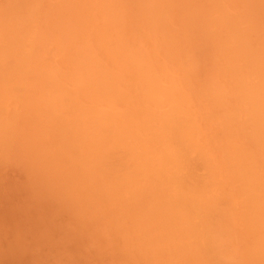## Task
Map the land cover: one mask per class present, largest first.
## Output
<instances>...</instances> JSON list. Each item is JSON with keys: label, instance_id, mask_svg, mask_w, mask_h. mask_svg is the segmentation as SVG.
Instances as JSON below:
<instances>
[{"label": "rangeland", "instance_id": "rangeland-1", "mask_svg": "<svg viewBox=\"0 0 264 264\" xmlns=\"http://www.w3.org/2000/svg\"><path fill=\"white\" fill-rule=\"evenodd\" d=\"M37 1L38 0H0V19L3 20L0 21V56L4 57L3 53L6 50L12 49L13 52L16 51L12 56H10L9 61L7 60L8 56L4 60L2 59L3 57H1L2 60L0 59V61H4V64L10 66L12 64L11 61L14 60L13 66L17 65V67L15 66L16 68H10L11 70H18L16 73H14L18 74V76L24 72L25 60L30 61L31 64L35 65L39 63L44 64L45 66H47L44 69V73L47 71H52L56 75L57 84L61 86V89L63 91L62 95H67H65L66 98H64V96L63 98L65 100L67 99L69 103L66 105L65 109L59 110L57 108L56 112L54 109H49V107L36 108L35 102L31 107L30 103L32 102V100L37 99V97L35 98L33 96L35 93H31V95L29 96L30 98H26L27 94H22V97L20 99L14 97L15 99L7 98L5 101H0V109L3 108L2 110H0V122L2 123L0 128V144L3 145L6 156L10 150L16 149L15 168L11 170L9 169L7 159L0 161V189L22 185L27 180L29 172L35 170L37 166L41 167L39 163L44 164L46 162L45 164L46 166H49L50 170L48 172V170L46 171L47 168L45 169L42 166L44 169H40L41 172L43 171V175L45 172L47 173V175L45 173L44 176L47 177L49 181L51 179V181L56 180V182H50L54 187L60 190V193L62 192V195L72 206L78 208L84 213L86 217V232L94 234L95 236L99 237L105 244L111 245L110 252L103 257L94 258L91 260L81 259L79 260V264H159L158 261L156 262L155 259L153 260L151 258L155 255L156 247L159 246L157 238H169L171 236L166 233H164V235H161L163 231L158 224L160 223V220L157 218L158 213L153 211L152 205H145L147 200H151V197L148 195L150 190H144L143 187L139 188L138 193L132 195V198L136 197V199H134L133 201H129V199L127 200L126 194L122 193V189L120 188L121 185L118 184H121V182L124 180L125 182L123 181V184L126 185L128 181H130V178H134L133 180L138 182L137 180H135V178L141 175L138 171L143 169L145 170L143 171V173L145 174V176H147V179H151L150 182L164 186L162 180L163 178H165L164 176L169 167H164V169L163 167H160L159 163L162 157V150L169 151V148L167 145L168 140L165 139L164 136H162L163 139L161 138L160 130L163 127L167 126V124L164 122L159 125L157 122H155V117L157 116L155 115V113L160 112V110L162 109L163 113L168 110L171 111L170 108H173L175 106L177 107V105L180 103L178 106L179 108L175 107L177 110H174L175 108H173L174 114L176 115L175 118H173L174 114H172L171 111L170 113L172 115L169 116V120H177L178 123L173 126L172 130L178 125V129L176 130V132L180 130V128H183L180 131L183 132L187 139L185 138V136H181L182 139L185 140L183 141L180 139L181 137L179 138L178 134L175 133L177 134V136L176 139H172V143L174 144L175 148H177V146L181 148L182 156L186 160L185 164H188L187 162H190V160L194 161L193 163L192 161L190 162L194 165H188H190V167H195L192 168H194V173H197L196 175L198 176L193 175L192 168H189L187 166H178L180 169L179 176L189 184L194 180V177L196 179L199 178L203 180L204 178H211V184L213 185L210 184L211 187L208 192L212 190L214 196H217L214 197V199L218 210H220L219 208H221V210L223 211L224 215L222 214V220L224 219L225 221L224 223L222 222L223 224L221 223L220 228L222 229H220L219 231L224 230L226 234L222 232L223 234L219 233L218 236L222 235L223 238H226L229 234V228H232L231 222L233 223L235 219H238L241 223H245L244 221L247 220V222L249 223V220L247 218L249 216V213H243V215L241 214L242 217H240V210L245 212V210L242 209L243 207H240V202L244 203V199L247 197L246 193L244 192V184L242 183V179H244L245 177L249 182H254V180L255 182H257L256 180L260 181L261 179L264 180V146L256 144L254 142L256 140L253 141L252 139L250 140L247 137V135L249 134L247 128L248 120L245 119V117L242 119L236 117L237 114H239L237 113L238 109L236 106H238L237 101L240 95H242L247 89H254L257 86L260 90L258 92L259 99H264V12H262L264 11V7H260L259 9H257L256 14L251 18L243 15L244 9L242 10L238 6L239 0H223V2H221L222 0H168L170 2L169 4L166 0V4L163 6L164 8L158 11L156 10V7L151 6V3H149L150 0H78L79 2L77 0ZM227 3H230V5H227ZM72 6L74 7V9ZM109 10L113 11V14L110 16L112 19L110 26L107 21ZM220 10H223L226 16L230 19L228 20V24H232V22L234 21L235 27L237 25L239 26L238 35H240L237 36L239 37L240 50L238 51V53L234 50V41L232 40V42L231 39L227 38L226 32L223 31V27L220 26L218 28L216 27V25H212V22L215 21V17L218 15ZM161 12H166L163 17V14ZM160 17H162L165 21H163ZM251 19H253V21ZM42 20L45 24L42 22ZM231 24H229V26H231ZM9 31L11 32V34ZM15 31L17 32L15 33ZM12 33L15 36H13ZM103 35L104 37L102 38ZM15 40H17V42H15ZM9 41L12 43L14 42L16 45L14 43H9ZM155 41L159 43L157 44ZM6 42L9 44V46H7L8 44ZM24 43H26L28 46ZM38 44L41 45L39 46ZM41 47V50L38 49ZM182 50L185 53L182 52ZM33 56L34 58H32ZM136 57L138 59H136ZM185 57L187 58L185 59ZM247 57H250L252 61H247ZM116 61L123 67H134L136 65L141 66L143 69H146L150 72L154 71L155 69L154 72H156L157 74L152 72L149 77L145 76V80L143 82L142 76L134 75V71H129V75L122 72L121 67ZM130 63L132 65H129ZM74 68H76L77 70ZM151 68H153L152 71ZM258 69L260 70L258 71ZM1 70L3 69L0 68V76L2 73L3 75L5 74L4 72H1ZM7 70L9 71L10 69ZM11 70L10 72H12ZM87 71H93L95 73V80L93 79V82L92 80L83 79L84 75L87 74ZM7 73L9 72L6 71V77L9 78ZM161 73L163 75H161ZM108 76L112 77V84L104 85L103 82L105 81V78H108ZM19 78L23 80L22 86L25 87L28 81L22 79L21 76H19ZM3 79H5L6 81L5 76L4 78L2 76L0 77V84H3L2 86L5 85ZM199 80H201V82L203 83H201ZM40 81L39 83L44 88V92L41 96L44 97V101H47L48 96L50 95V91L46 90V88L48 87V83L43 79H41ZM36 83L37 82L29 81L30 86ZM176 83H178V85ZM261 83H263L262 88ZM187 85L190 88H187ZM34 87L36 86L34 85ZM110 88H112V90H109ZM178 90L180 93H178ZM153 94L154 96L152 97ZM171 94L173 96L177 95L178 98L177 96H175L177 100L180 99L177 104L176 99H174L173 101L174 97L172 98V96H170ZM20 96V94L17 95V97ZM105 96H108V100L105 99ZM67 97H69L71 100H69ZM152 99L158 104L157 107L152 105ZM14 100L16 103L13 102ZM90 100H92V102ZM172 101L174 102V105L176 104L175 106L172 105ZM167 102L170 103L168 104ZM27 103L29 104L26 105ZM214 105L216 108L214 107ZM17 107H19V110ZM11 108L12 110H10ZM181 112L183 113L182 115ZM222 112L234 113V117L236 118L234 119L235 121L233 120L234 122L232 123L231 119L226 121L225 117L232 116V114L227 113V115L226 113L222 114ZM149 114L154 118L151 117L150 119ZM210 114L211 116H209ZM98 116L105 119L109 118L106 120L112 121V125L110 124V126L108 125L110 122H106V126H104L102 130H98V132L97 129L95 130L94 128V122L97 121ZM190 116H192L193 118ZM2 118H5L6 120H3ZM79 119L82 120L79 121ZM238 119L240 120L238 121ZM31 120L35 121L32 122ZM77 120L79 123L77 122ZM6 122H9V124H7ZM57 124H62V128L58 127ZM74 124L75 126L73 127L72 125ZM115 124H119L120 126L117 125V127L114 128ZM122 124L124 126H122ZM233 125H236L235 127H238L236 128L237 130ZM118 129H120L121 131ZM124 130L125 132H127V134L124 132ZM53 131H61L62 135L65 136L66 144L62 146L67 152H69L65 155H68L70 157L75 149V153L73 154V158L75 159L70 157L74 160H72L75 163V166L73 164L74 167L72 166L70 169L66 168L70 164L71 159L65 155L64 157H62L64 152L56 155L55 150H53L55 148H60L56 140L54 141L53 137L49 135ZM64 131L65 133H63ZM246 131L247 135L245 133ZM47 132L49 134H47ZM73 132L76 134V137L74 136L75 138L71 136L75 135L73 134ZM90 132L92 133L89 134ZM100 134L104 135L102 136ZM164 134L169 136L167 131H164ZM171 134L172 137H174V131ZM183 134L181 133V135ZM49 137L52 139L50 140ZM111 137L116 138L113 139V141ZM87 138H89V140ZM146 138H148V142ZM177 138L179 142L176 144ZM96 140L100 142H97ZM180 140L183 145L180 143ZM124 141L126 142V144ZM44 142L47 143L44 144ZM108 142L110 143V145L108 144ZM189 142L193 143L191 148ZM74 143H76V145ZM41 144L43 145V147H40ZM82 144L88 146L96 144L99 148L101 147V152H105L102 161L100 160V163L98 164V169H84L82 167V163L79 161V148ZM70 145L75 146V148H72ZM117 147L120 148V151L122 152H120ZM109 148L110 150H108ZM194 148L196 151L193 150ZM51 149L53 152L51 151ZM124 150L126 151V153H128L124 154L126 157L123 159L122 157H124ZM117 152L119 153V156ZM185 152H187L188 154V156H186L187 159L185 158ZM116 154L120 159H123L122 161L124 162L117 160L118 157L116 156ZM120 154H122V156H120ZM140 154L143 156V166L141 165L140 168L137 167L136 169L135 165H138L137 161ZM151 156L153 159L150 158ZM37 157L39 158V160ZM55 157L56 159L53 160V158ZM110 157L112 159H110ZM156 157L159 158L156 159ZM60 158H63V161H61ZM202 158L206 162L201 161ZM113 159H115V161ZM194 159L196 160V162ZM55 160H57L56 163ZM235 160L237 162H235ZM117 161H120L119 163L121 164L114 163ZM231 161L235 163L233 164ZM197 162L200 163V165ZM54 163L56 164L55 166H53ZM133 163L135 165H133ZM196 163L199 166L198 169L195 166ZM203 163L205 166L203 165ZM227 163H229L230 166ZM212 164L214 167L212 166ZM155 165L156 167H154ZM60 167L65 168V170L62 172L63 169L61 170ZM116 167H120L121 170L117 171L118 168ZM255 170L258 171L256 172ZM58 173H60L61 175ZM189 174L193 175L194 177L190 178L191 176H188ZM54 175L56 176L54 177ZM56 177H58L59 179H55ZM183 180H181L180 182L182 183ZM187 180H189L190 182ZM114 183L118 186V188ZM111 184L113 185L111 186ZM87 185L90 188L87 187ZM160 185H158V188H155L156 192L154 193V196H157L159 194L163 197L167 192H169V189H163ZM73 186L76 189H73ZM87 188L89 190H87ZM216 188L218 190H216ZM241 190L243 193H240ZM108 191L113 192L110 193ZM214 191L217 192L215 193ZM86 192L88 193L86 194ZM114 192H117V195H115ZM93 193L96 194L97 199H100L98 200V203ZM97 193L100 194L97 195ZM218 193L220 194V197L218 196ZM74 194H76L77 196ZM102 194L104 195L102 196ZM119 194H121V196H119ZM108 195H110V197ZM108 198L112 199L109 200ZM112 201L117 204V208L113 207V205L111 204ZM117 202H119L120 205H118ZM80 203L82 205H78ZM88 203L91 205H87ZM236 207H238L239 209H236ZM93 208H96L97 210H93ZM84 209L86 211H84ZM89 211H91V213H94L92 214L93 216ZM106 215H108L107 218L105 217ZM232 215L233 217H231ZM99 217H101L102 219ZM8 218L9 214L7 212L4 198L3 196H0V223H4L8 220ZM96 218H99L100 220ZM104 219L107 221H105ZM147 220L150 226L146 227L145 223L147 222ZM134 228L136 230H134ZM143 228H145L146 231ZM142 230H144V232H142ZM177 230L178 229H176L175 227H171L172 236L176 234L178 235L179 230ZM134 232L136 233L135 235H133ZM255 232L257 233V230H255L254 227H250L245 235H242V232H240L239 239H237V241L235 240L233 244H231L232 242L229 244L225 243V247L223 246L224 251L221 250L222 256L224 255V258L229 257L228 259L232 260V264L242 263L245 259V256L253 250L251 246H255V239H250V237L256 238L257 235L255 234ZM144 238L147 241H145ZM124 241L129 245L126 244L125 247ZM150 242H152V245L150 244ZM248 242H250V245L248 244ZM8 244L9 241L7 233L3 229H0V264H15L12 259ZM148 244L150 245L148 246ZM233 245H237V247H239L236 248ZM171 250H173V248L166 250L168 260L171 262V264H174L173 262H175V264H180V261L186 259V255L184 253H182L183 257L180 256V260L176 256L172 257L173 253L171 252Z\"/></svg>", "mask_w": 264, "mask_h": 264}, {"label": "bare ground", "instance_id": "bare-ground-1", "mask_svg": "<svg viewBox=\"0 0 264 264\" xmlns=\"http://www.w3.org/2000/svg\"><path fill=\"white\" fill-rule=\"evenodd\" d=\"M39 1H41V0H38L37 2H39ZM68 1V0H67ZM75 1V0H74ZM78 1V0H77ZM79 2V1H78ZM221 2H223V0L221 1ZM73 3V2H72ZM149 3H151V6L153 7H156V10L158 11V10H162L164 7V5L166 4V0H150L149 1ZM167 3L169 4L170 2L167 0ZM54 4V3H53ZM53 4H52V6H53ZM67 4V3H66ZM75 5V4H74ZM102 5H103V3H102ZM227 5H230V3H227ZM158 6V7H157ZM211 6H212V4H211ZM238 6L243 10L244 9V11H243V15L244 16H246V17H251L252 18V16L253 15H255L256 14V12H257V9H259L260 7H264V0H239V4H238ZM32 7V6H31ZM45 7V6H44ZM73 7V6H72ZM76 7V6H75ZM227 7V6H226ZM105 8H107V7H105ZM39 9V8H38ZM51 9V8H50ZM73 9H74V7H73ZM76 9V8H75ZM47 10V9H46ZM59 10V9H58ZM95 10V9H94ZM80 11V10H79ZM103 11V10H102ZM238 11V10H237ZM236 11V12H237ZM262 11V10H261ZM81 12V11H80ZM262 12H264V11H262ZM261 12V13H262ZM104 13V12H103ZM102 13V14H103ZM159 13V12H158ZM163 15H162V17L165 15V13L166 12H161ZM213 13H214V11H213ZM260 13V12H259ZM38 14V13H37ZM48 14V13H47ZM54 14V13H53ZM60 14V13H59ZM62 14V13H61ZM113 14V11L112 10H109V14L107 15V18H108V24H109V26H110V24H111V15ZM234 14H237V13H234ZM63 15V14H62ZM85 15V14H84ZM161 15V14H160ZM259 15V14H258ZM102 16V15H101ZM262 16V15H261ZM14 17V16H13ZM17 17V16H16ZM158 17V16H157ZM162 17H160V18H162ZM172 17V16H171ZM264 17V16H263ZM59 18V17H58ZM66 18V17H65ZM64 18V19H65ZM239 18V17H238ZM14 19V18H13ZM12 19V20H13ZM19 19V18H18ZM45 19H46V17H45ZM158 19V18H157ZM2 19H0V21H1ZM6 20H7V18H6ZM10 20V19H9ZM68 20V19H67ZM150 20V19H149ZM162 20L163 21H165L163 18H162ZM228 20H230L227 16H226V14L224 13V11L223 10H220L219 11V13H218V15L215 17V21H213L212 22V25L214 26V25H216V27H223V31H225L226 32V35H227V38L228 39H231V41L233 40L234 41V50L238 53V51L240 50V45H239V35H238V29H239V26L237 25L236 27H235V25H234V21L232 22V24L231 23H229V24H231V26H229V24H228ZM233 20V19H232ZM250 20V19H249ZM252 21H253V19H251ZM264 20V19H263ZM3 21V20H2ZM41 21V20H40ZM45 21V20H44ZM47 21H49V20H47ZM69 21V20H68ZM102 21V20H101ZM211 21V20H210ZM245 21H248V20H245ZM42 22H43V20H42ZM57 22H58V19H57ZM231 22V21H230ZM17 23V22H16ZM44 23V22H43ZM245 23V22H244ZM10 24V23H9ZM45 24V23H44ZM264 24V23H263ZM3 25V24H2ZM21 25V24H20ZM20 25H17V26H20ZM42 25V24H41ZM74 25H75V23H74ZM151 25V24H150ZM234 27H233V26ZM243 25V24H242ZM248 25V24H247ZM175 26V25H174ZM16 27V26H15ZM181 28V27H180ZM210 28V27H209ZM208 28V29H209ZM218 28H216V29H218ZM254 28V27H253ZM155 29V28H154ZM24 30V29H23ZM48 30V29H47ZM158 30V29H157ZM1 31V30H0ZM42 31V30H41ZM148 31V30H147ZM154 31V30H153ZM10 32V31H9ZM17 31H15V33H16ZM92 32V31H91ZM156 32V31H155ZM160 32V31H159ZM258 32V31H257ZM4 33V32H3ZM47 33V32H46ZM162 33V32H161ZM1 34V33H0ZM10 34H11V32H10ZM9 34V35H10ZM13 34V33H12ZM19 34V33H18ZM109 34H110V31H109ZM151 34V33H150ZM6 35V34H5ZM162 35V34H161ZM218 35H220V34H218ZM238 35V36H237ZM7 36V35H6ZM13 36H15L14 34H13ZM237 36V37H236ZM264 36V35H263ZM3 37V36H2ZM5 37V36H4ZM27 37H28V35H27ZM104 37V35L102 36V38ZM215 37V36H214ZM222 37V36H221ZM6 38V37H5ZM13 38V37H12ZM39 38H41V37H39ZM157 38H159V37H157ZM254 38H256V37H254ZM257 38H260V37H257ZM262 38V37H261ZM25 39H26V37H25ZM46 39V38H45ZM155 39H156V37H155ZM9 40V39H8ZM8 40H6V41H8ZM11 40V39H10ZM30 40V39H29ZM47 40V39H46ZM216 40H218V39H216ZM256 40V39H255ZM258 40V39H257ZM5 41V40H4ZM27 41V40H26ZM152 41V40H151ZM154 41V40H153ZM184 41V40H183ZM232 41V42H233ZM15 42H17V40H15ZM143 42V41H142ZM157 44L160 42V40H159V42H157V41H155ZM7 43V42H6ZM9 43H12V42H10L9 41ZM14 43V42H13ZM12 43V44H13ZM47 43V42H46ZM78 43V42H77ZM206 43H208V42H206ZM231 43V42H230ZM259 43V42H258ZM1 44V43H0ZM8 44V43H7ZM15 44V43H14ZM17 44H19V43H17ZM25 45H27L26 43H24ZM51 44V43H50ZM75 44H76V42H75ZM146 44V43H145ZM261 44V43H260ZM16 45V44H15ZM35 45H37V44H35ZM39 45V44H38ZM41 45V44H40ZM39 45V46H40ZM54 45V44H53ZM95 45V44H94ZM255 45V44H254ZM263 45H264V43H263ZM3 46V45H2ZM7 46H9V44L7 45ZM28 46V45H27ZM159 46V45H158ZM1 47V46H0ZM11 47V46H10ZM10 47H8V48H10ZM95 47V46H94ZM183 47V46H182ZM187 47V46H186ZM4 48H5V46H4ZM7 48V49H8ZM24 48V47H23ZM33 48V47H32ZM259 48V47H258ZM3 49V48H2ZM25 49V48H24ZM36 49V48H35ZM38 49H42V47L41 48H38ZM159 49V48H158ZM187 49V48H186ZM210 49V48H209ZM1 50V49H0ZM5 50H6V48H5ZM4 50V51H5ZM16 50V49H15ZM18 50V49H17ZM21 50V49H20ZM28 50V49H27ZM39 50V51H40ZM32 51V50H31ZM37 51V50H36ZM96 51V50H95ZM14 52H16V51H14ZM13 50L11 49V50H6L4 53H3V55H4V57L3 56H0V59H1V57H3L2 59L4 60L7 56H8V61H9V58H10V56H12L13 55ZM182 52H184L183 50H182ZM149 53V52H148ZM185 53V52H184ZM219 53V52H218ZM264 53V52H263ZM220 54V53H219ZM223 54V53H222ZM19 55H20V53H19ZM23 55V54H22ZM32 55V54H31ZM57 55V54H56ZM163 55V54H162ZM185 55H187V54H185ZM260 55V54H259ZM262 55V54H261ZM35 56V55H34ZM34 56L32 57V58H34ZM53 56H54V54H53ZM59 56V55H58ZM183 56V55H182ZM182 56H181V58H182ZM21 57V56H20ZM26 57V56H25ZM260 57H262V56H260ZM22 58V57H21ZM31 58V57H30ZM31 58V59H32ZM48 58H50V57H48ZM114 58V57H113ZM152 58V57H151ZM162 58V57H161ZM187 57H185V59H186ZM245 58V57H244ZM1 59V60H2ZM28 59V58H27ZM115 59V58H114ZM136 59H138L137 57H136ZM247 61H252V59L250 58V57H247ZM16 60V59H15ZM107 60H108V58H107ZM166 60V59H165ZM203 60V59H202ZM208 60V59H207ZM35 61V60H34ZM168 61H170V60H168ZM167 61V62H168ZM221 61V60H220ZM4 61H0V68L1 69H3V70H1V72H4L5 74L3 75V73L1 74V76L4 78V76H5V78H6V81H5V79H3L4 80V83H5V85L4 86H2L3 84H0V101H5L7 98H13V99H15L14 97H16V98H21L22 97V94H27V97L26 98H30L29 96L31 95V93H35L33 96L36 98L37 97V99L35 100H32V102L30 103V105H31V107L33 106V103L35 102V107L37 108V107H40V108H48L49 107V109H54L55 111H56V109L58 108L59 110L60 109H65V107H66V105L69 103L68 102V100L66 99H64V98H66L65 97V95H62V93H63V91H62V89H61V86L59 85V84H57V80H56V75L52 72V71H47V72H45L44 73V69L47 67V66H45L44 64H42V63H39V64H37V65H35V64H31V62L30 61H27V60H25V65H24V67H25V69H24V72L23 73H21V75H19V76H21V78L22 79H24L25 81H28L27 82V84H26V88L25 87H23L22 85H23V80H21L20 78H19V76H18V74H14V73H16L17 71H16V69H14V70H11V68H14L15 66L17 67V65H15V66H13V62H14V60L13 61H11V65L10 66H8L7 64H4L3 63ZM117 62V61H116ZM239 62V61H238ZM56 63V62H55ZM118 63V62H117ZM182 63V62H181ZM188 63V62H187ZM205 63V62H204ZM258 63V62H257ZM18 64V63H17ZM108 64V63H107ZM186 64V63H185ZM19 65V64H18ZM106 65V64H105ZM118 65L121 67V71L122 72H124V73H126V74H128L129 75V71H134V75H139V76H142V78H143V82H144V80H145V76L146 77H149L151 74H152V72L153 73H156V72H154L155 71V69H154V71H152V69L153 68H151V71L152 72H150V71H147L146 69H143L141 66H134V67H129V66H126V67H123V66H121L119 63H118ZM129 65H132L131 63L129 64ZM155 65V64H154ZM173 65H175V64H173ZM246 65V64H245ZM4 68H3V67ZM99 66V65H98ZM113 66H114V64H113ZM257 66H259V65H257ZM256 66V67H257ZM8 67V68H7ZM11 67V68H10ZM15 67V68H16ZM73 67V66H72ZM74 67H75V65H74ZM120 67H118V68H120ZM247 67V66H246ZM10 69L12 72H10V70L8 71L7 69ZM20 68H21V66H20ZM264 68V67H263ZM5 69V70H4ZM74 69H76V68H74ZM103 69V68H102ZM109 69V68H108ZM108 69H106V70H108ZM169 69H170V67H169ZM182 69V68H181ZM180 69V70H181ZM198 69H199V67H198ZM252 69V68H251ZM77 70V69H76ZM116 70V69H115ZM158 70V69H157ZM249 70V69H248ZM260 69H258V71H259ZM6 71L7 72H9L10 73V75H9V73H7L8 74V76H9V78L8 77H6ZM20 71V70H19ZM184 71V70H183ZM73 72V71H72ZM166 72V71H165ZM227 72H229V71H227ZM57 73V72H56ZM157 74V73H156ZM168 74V73H167ZM181 74V73H180ZM160 75V74H159ZM161 75H163L162 73H161ZM230 75V74H229ZM248 75V74H247ZM0 76V77H1ZM73 76V75H72ZM255 76H257V75H255ZM254 76V77H255ZM259 76V75H258ZM94 77H95V73L93 72V71H91V72H89V71H87V74H85L84 75V77H83V79H85V80H92V82H93V79H94ZM155 77V76H154ZM175 77V76H174ZM208 77V76H207ZM109 78V79H108ZM108 78H105V81L103 82V84L104 85H111L112 84V77H109L108 76ZM162 78V77H161ZM180 78V77H179ZM258 78V77H257ZM8 79V80H7ZM41 79H43V80H45V81H47V83H48V87L46 88V90L48 91H50L49 92V96H48V99H47V101H44L43 100V98L44 97H42L41 95L43 94V92H44V88H43V86H41V84L39 83V81L41 80ZM177 79V78H176ZM224 79V78H223ZM230 79V78H229ZM2 80V81H3ZM95 80V79H94ZM136 80V79H135ZM258 80V79H257ZM257 80H255V81H257ZM29 81H31V82H37L36 84H34L36 87H34V85H31L30 86V84H29ZM177 81V80H176ZM200 82H201V80H199ZM230 81V80H229ZM232 81V80H231ZM263 81H264V79H263ZM0 82H1V80H0ZM41 82V81H40ZM78 82V81H77ZM120 82V81H119ZM135 82H137V81H135ZM175 82V81H174ZM198 82V81H197ZM251 82V81H250ZM66 83V82H65ZM75 83V82H74ZM132 83H133V81H132ZM194 83V82H193ZM201 83H203V82H201ZM68 84V83H67ZM73 84V83H72ZM76 84V83H75ZM122 84H123V82H122ZM170 84V83H169ZM177 85H178V83H176ZM235 84V83H234ZM193 85V84H192ZM231 85V84H230ZM3 87V89H2V87ZM75 86V85H74ZM137 86V85H136ZM141 86H143V85H141ZM201 86V85H200ZM127 87V86H126ZM182 87V86H181ZM189 86L187 85V88H188ZM198 87V86H197ZM263 87V83H261V88ZM25 88V89H24ZM36 90H35V89ZM112 88H113V86H112ZM112 88H110L109 90H112ZM129 88V87H128ZM142 88V87H141ZM164 88H165V86H164ZM169 88V87H168ZM175 88V87H174ZM190 88V87H189ZM170 89V88H169ZM210 89V88H209ZM39 92H38V91ZM189 90V89H188ZM195 90V89H194ZM213 90V89H212ZM234 90V89H233ZM238 90H239V88H238ZM60 91H61V93H60ZM132 91V90H131ZM130 91V92H131ZM155 91H156V89H155ZM190 91V90H189ZM189 91H187V92H189ZM260 90H259V88H258V86L257 87H255L254 89H251V88H249V89H247L242 95H240L239 96V98H238V106H236L237 107V113H241L240 115L239 114H237V116L236 117H238V118H244L245 117V119H247L248 120V125H247V128H248V131H249V134L247 135V131L245 132L246 133V135H247V137L251 140H256V141H254L256 144H258V145H262V146H264V99H262V98H260L261 100H263V101H261L260 99H259V95H258V92H259ZM71 92V91H70ZM69 92V93H70ZM192 92V91H191ZM210 92V91H209ZM233 92V91H232ZM169 93V92H168ZM176 93H177V91H176ZM178 93H180L179 92V90H178ZM21 95L20 97H17V95ZM137 94V93H136ZM135 94V95H136ZM142 94V93H141ZM173 94V93H172ZM170 95V96H172V98H173V101H174V99H176V104L178 103V101L180 100H177V98H178V96L177 95ZM187 94V93H186ZM191 94V93H190ZM211 94H213V93H211ZM237 94V93H236ZM264 94V93H263ZM139 95V94H138ZM183 95V94H182ZM201 95V94H200ZM238 95V94H237ZM63 96H64V98H63ZM67 96V95H66ZM109 96V95H108ZM108 96H105V99L106 100H108ZM154 96V94L152 95V97ZM175 96H177V98H175ZM129 97H131V96H129ZM139 97V96H138ZM141 97V96H140ZM169 97V96H168ZM193 97V96H192ZM203 97V96H202ZM32 98V97H31ZM69 100H71L69 97H67ZM170 98V97H169ZM182 98H183V96H182ZM188 98V97H187ZM195 98V97H194ZM235 98V97H234ZM137 100V99H136ZM145 100V99H144ZM171 100V99H170ZM182 100V99H181ZM188 100H190V99H188ZM234 100V99H233ZM91 102H92V100H90ZM139 101V100H138ZM146 101V100H145ZM150 101V100H149ZM172 101V102H173ZM183 101V100H182ZM203 101V100H202ZM11 102V101H10ZM13 102H15V100L13 101ZM90 102V103H91ZM140 102V101H139ZM151 102H152V105L153 106H158V104L156 103V101H154L153 99L151 100ZM166 102V101H165ZM171 102V101H170ZM169 102V103H170ZM181 102V101H180ZM187 102H189V101H187ZM16 103V102H15ZM19 103V102H18ZM70 103H71V101H70ZM118 103V102H117ZM163 103V102H162ZM168 103V102H167ZM168 103V104H169ZM216 103V102H215ZM4 104V103H3ZM29 103H27L26 105H28ZM175 104V105H176ZM180 104V103H179ZM179 104L177 105V107L179 106ZM14 105H16V104H14ZM70 105V104H69ZM109 105V104H108ZM160 105H162V104H160ZM172 105H174V102L172 103ZM174 105V106H175ZM181 105H182V103H181ZM180 105V106H181ZM192 105V104H191ZM212 105V104H211ZM18 106V105H17ZM100 106V105H99ZM107 106V105H106ZM120 106V105H119ZM132 106V105H131ZM167 106V105H166ZM183 106H185V105H183ZM220 106V105H219ZM223 106V105H222ZM221 106V107H222ZM234 106H235V104H234ZM11 107H13V106H11ZM129 107V106H128ZM139 107V106H138ZM161 107V106H160ZM168 107V106H167ZM176 107V106H175ZM175 107H173V108H175ZM176 107V108H177ZM214 107H215V105H214ZM228 107V106H227ZM18 108V110H19V107H17ZM103 108H105V107H103ZM123 108V107H122ZM169 108V107H168ZM173 108H170L171 109V111L170 110H168V111H166L165 113H163V109L162 110H160V112H158V113H155V115H157L156 117H155V122H157L159 125H161L162 123H166L167 124V126H165V127H163L161 130H160V133H161V138H162V136H164L165 137V139H167L168 140V142H167V145H168V148H169V151H164V150H162V153H161V155H162V157H161V161H160V163H159V165H160V167H169V169H167V171H166V174H165V178H163V180H162V183L164 184V186H161L160 184H156V183H153V182H150L151 181V179L149 180V179H147V176H145V174L143 173V171H145V170H143V169H141L140 171H138L141 175L140 176H137V178H135V180H137L138 182H136V181H134L133 179H131L130 178V181H128V183L126 184V185H124L123 183L125 182L123 179V181L121 182V184H118V185H121L120 186V188L122 189V193H125L126 194V196H127V200L129 199V201H133L134 199H136V197L135 198H132V195L133 194H137L138 193V190H139V188H141V187H143L144 188V190H146V189H149L150 190V192L148 193V195L151 197V200L150 201H146V206H151L152 205V208H153V211H155L156 213H158V216H157V218L160 220V223H158L159 224V226H160V228H161V230L163 231V233H161V235H164V233H166V234H168L169 236H171V237H169V238H157V242L159 243V246L158 247H156V249H155V255L154 256H152L151 258L154 260H156V262L158 261V263L159 264H171V262L168 260V256H167V251L166 250H168V249H170V248H173V250H171V252L173 253V255H172V257H178L179 258V260H180V256H182L183 257V255H182V253H184L185 255H186V259H187V261H186V259H183L182 261H180V264H232V260H230V259H228L229 257H226V258H224L223 256H222V253H221V250L222 251H224V247H225V243L226 244H229V243H231V244H233V242L236 240L237 241V239H239V237H240V232H242V235H245L246 233H247V231L250 229V227H254V229L255 230H257V233L255 232V234L257 235L256 236V238H251L250 237V239H255V241H256V243H254V245L255 246H251L252 248H253V250L252 251H250V253H248L246 256H245V259H244V261L242 262V263H238V264H264V180H260V181H258V180H256L257 182H255V180H254V182H252V181H248L245 177H244V179H242V183L244 184L243 185V187H244V192L246 193V195H247V197L244 199V203L242 202H240V207L242 208V209H244L245 210V212L244 211H242V210H240L241 211V213H240V215L242 214L243 215V213H245V214H247V213H249V216L247 217L248 218V220H249V223L247 222V220L246 221H244L245 223H241L238 219H235L234 221H233V223L231 222V226H232V228H229V234L227 235V237L226 238H223L222 237V235H220V236H218V234L219 233H225V231L224 230H221V231H219L220 229H222V228H220V225H221V223L223 222H225L224 221V219L222 220V214L224 215V213H223V211L221 210V208H219L220 210H218V207H217V205H216V202H215V199H214V197H217L216 195L214 196V194L212 193L213 191L212 190H210V192H208L209 191V189H210V187H211V185H213V184H211V178L209 179V178H204V180L203 179H199V178H195L194 176H198V175H196L195 173H194V166H192V167H194V168H192V167H190V165H188V164H192L194 161L193 160H190V162L192 161V163H190V162H187L188 164H185L186 163V160L184 159V157L182 156V150H181V148L179 147V146H177V148H175L174 147V144L172 143V139L174 140V139H176V136H177V134H178V136H179V138L182 136H185L184 134H183V132H181L180 130H182L183 128H180V130H178L177 132H176V130L178 129V125L172 130V128H173V126L176 124V123H178L177 122V120L176 121H170L169 120V116L170 115H172V114H174V110H177L176 108L173 110ZM179 108V107H178ZM184 108V107H183ZM182 108V109H183ZM216 108V107H215ZM3 109V108H2ZM2 109H0V110H2ZM102 109V108H101ZM107 109V108H106ZM114 109V108H113ZM10 110H12V108L10 109ZM23 110H24V108H23ZM120 110V109H119ZM215 110V109H214ZM235 110H236V108H235ZM122 111V110H121ZM182 111V110H181ZM185 111V110H184ZM211 111V110H210ZM7 112V111H6ZM18 112H20V111H18ZM41 112H43V111H41ZM57 112V111H56ZM80 112H82V111H80ZM157 112V111H156ZM172 114H171V113ZM204 112V111H203ZM202 112V113H203ZM218 112V111H217ZM17 113V112H16ZM22 113V112H21ZM227 114V113H231L232 114V116L234 117V113H232V112H222V114ZM7 114V113H6ZM15 114V113H14ZM27 114V113H26ZM29 114V113H28ZM41 114V113H40ZM45 114V113H44ZM139 114H141V113H139ZM180 114V113H179ZM183 113L181 112V115H182ZM212 114V113H211ZM211 114L209 115V116H211ZM102 115V114H101ZM100 115V116H101ZM214 115V114H213ZM228 115V114H227ZM239 115V116H238ZM43 116H46V115H43ZM132 116V115H131ZM149 116H150V114H149ZM175 114H174V117L173 118H175ZM208 116V115H207ZM206 116V117H207ZM232 116H226L225 117V120L226 121H228V120H232L231 121V123L232 122H234L235 120L234 119H236L235 117L233 118ZM1 117V116H0ZM13 117V116H12ZM18 117V116H17ZM16 117V118H17ZM151 117L152 116H150V119H151ZM181 117V116H180ZM190 117H192V116H190ZM215 117H216V115H215ZM19 118V117H18ZM47 118V117H46ZM49 118V117H48ZM135 118V117H134ZM152 118H154V117H152ZM193 118V117H192ZM208 118V117H207ZM210 118V117H209ZM3 119V118H2ZM12 119V118H11ZM15 119V118H14ZM45 119V118H44ZM52 119V118H51ZM106 119H109V118H106ZM105 118H103V117H99L98 116V118H97V121H95L94 123V128H95V130L97 129V131L99 130H102V128H104V126H106V122H110L108 125H112V121H109V120H106ZM115 119V118H114ZM3 120H6L5 118L3 119ZM48 120V119H47ZM46 120V121H47ZM82 120V119H81ZM80 119H79V121H81ZM149 120V119H148ZM153 120V119H152ZM199 120H200V118H199ZM234 120V121H233ZM240 119H238V121H239ZM244 120V119H243ZM9 121V120H8ZM32 122H34L35 120H31ZM150 121V120H149ZM196 121V120H195ZM13 122V121H12ZM77 122H78V120H77ZM116 122V121H115ZM147 122V121H146ZM152 122V121H151ZM154 122V123H155ZM7 123V122H6ZM5 123V124H6ZM79 123V122H78ZM124 123H126V122H124ZM153 123V124H154ZM243 123H244V121H243ZM243 123H241V124H243ZM246 123H247V121H246ZM7 124H9V122L7 123ZM6 124V125H7ZM66 124H68V123H66ZM65 124V125H66ZM237 124V123H236ZM1 125H2V123L0 122V128H1ZM78 125V124H77ZM107 125V126H108ZM110 125V126H111ZM117 125H119V124H115V126H114V128L115 127H117ZM127 125V124H126ZM159 125H156V126H159ZM238 125V124H237ZM57 126L58 127H60V128H62V124H57ZM73 127L75 126V124L74 125H72ZM79 126V125H78ZM120 126V125H119ZM122 126H124L123 124H122ZM184 126V125H183ZM194 126V125H193ZM223 126V125H222ZM234 126V128L236 129V128H238V127H235L236 125H233ZM240 126V125H239ZM134 127V126H133ZM153 127V126H152ZM197 127V126H196ZM246 127V126H245ZM66 128V127H65ZM65 128H63V129H65ZM71 128V127H70ZM123 128V127H122ZM143 128V127H142ZM154 128V127H153ZM59 129V128H58ZM125 129V128H124ZM137 129V128H136ZM139 129V128H138ZM118 130H120V129H118ZM147 130H148V128H147ZM154 130V129H153ZM159 130V129H158ZM237 130V129H236ZM98 131V132H99ZM109 131V130H108ZM112 131V130H111ZM121 131V130H120ZM123 131V130H122ZM164 131H167V133L169 134V136H167V135H165L164 134ZM174 131V137H172V132ZM180 131V132H179ZM202 131V130H201ZM241 131V130H240ZM124 132H125V130H124ZM148 132H149V130H148ZM147 132V133H148ZM191 132H192V130H191ZM197 132V131H196ZM203 132V131H202ZM206 132V131H205ZM43 133H45V132H43ZM63 133H65V131L63 132ZM92 132H90L89 134H91ZM118 133V132H117ZM126 134H127V132H125ZM139 133V132H138ZM144 133V132H143ZM146 133V132H145ZM152 133V132H151ZM175 133H177V134H175ZM181 133L183 134V135H181ZM47 134H49L48 132H47ZM69 134V133H68ZM73 134H75L74 132H73ZM150 134V133H149ZM205 134V133H204ZM51 137H53V139H54V141L56 140V142L58 143V145L60 146V148H55V149H53V150H55V152H56V155L57 154H60V153H62V152H64V154L62 155V157H64V155L65 154H68L69 152H67L65 149H64V147L62 146V145H64V144H66V138H65V136H63L62 135V132L60 131V132H55V131H53L51 134H49ZM97 135V134H96ZM100 135H102V134H100ZM104 135V134H103ZM102 135V136H103ZM121 135V134H120ZM194 135V134H193ZM201 135V134H200ZM216 135V134H215ZM240 135V134H239ZM45 136H47V135H45ZM71 136H75L76 137V134L75 135H71ZM90 136V135H89ZM113 136V135H112ZM118 136V135H117ZM116 136V137H117ZM123 136H127V135H123ZM245 136V135H244ZM252 138H251V137ZM74 137V138H75ZM115 137V138H116ZM182 137L180 138L181 140H183V141H185L184 139H182ZM229 137V136H228ZM240 137V136H239ZM50 138V137H49ZM73 138V139H74ZM80 138V137H79ZM112 138V140L113 139H115L114 137H111ZM110 138V139H111ZM126 138V137H125ZM124 138V139H125ZM130 138V137H129ZM185 138H186V136H185ZM194 138V137H193ZM206 138V137H205ZM212 138V137H211ZM231 138V137H230ZM234 138V137H233ZM242 138V137H241ZM245 138H246V136H245ZM52 138H50V140H51ZM73 139H71V140H73ZM88 140H89V138H87ZM147 139V142H148V138H146ZM163 139V138H162ZM187 139V138H186ZM192 139V138H191ZM202 139V138H201ZM247 139V138H246ZM87 140V141H88ZM119 140V139H118ZM181 140H180V143L182 144V142H181ZM193 140V139H192ZM196 140V139H195ZM206 140V139H205ZM204 140V141H205ZM212 140V139H211ZM219 140V139H218ZM220 140H221V138H220ZM233 140H235V139H233ZM80 141V140H79ZM86 141V142H87ZM90 141H93V140H90ZM97 141V140H96ZM114 141V140H113ZM52 142V141H51ZM97 142H100V141H97ZM125 142V141H124ZM133 142H134V140H133ZM135 142H136V140H135ZM144 142V141H143ZM146 142V143H147ZM176 142V141H175ZM174 142V143H175ZM179 141H178V138H177V142H176V144L178 143ZM192 142V141H191ZM191 142H189L190 143V148L192 147V145H193V143H191ZM194 142V141H193ZM229 142V141H228ZM45 143H47V142H44V144ZM49 143V142H48ZM113 143V142H112ZM184 143V142H183ZM187 143V142H186ZM199 143V142H198ZM225 143V142H224ZM232 143H234V142H232ZM249 143V142H248ZM254 143V144H255ZM51 144V143H50ZM52 144H54V143H52ZM70 144V143H69ZM75 145H76V143H74ZM79 144H80V142H79ZM87 144V143H86ZM91 144V143H90ZM108 144L110 145V143L108 142ZM125 144H126V142H125ZM135 144V143H134ZM145 144V143H144ZM150 144H151V142H150ZM155 144V143H154ZM185 144V143H184ZM36 145V144H35ZM48 145V144H47ZM47 145H45V146H47ZM57 145V146H58ZM183 145V144H182ZM200 145V144H199ZM224 145V144H223ZM241 145H242V142H241ZM247 145V144H246ZM56 146V147H57ZM72 148L74 147L75 148V146H72V145H70ZM79 146V145H78ZM148 146V145H147ZM187 146H188V144H187ZM227 146V145H226ZM231 146V145H230ZM40 147H43V145L41 144V146ZM132 147V146H131ZM164 147V146H163ZM46 148V147H45ZM49 148V147H48ZM48 148H47V150H48ZM118 148V147H117ZM137 148V147H136ZM222 148H224V147H222ZM119 149V151L121 150L120 148H118ZM148 149V148H147ZM203 149V148H202ZM226 149V148H225ZM228 149V148H227ZM232 149V148H231ZM43 150V149H42ZM108 150H110V148L108 149ZM132 150V149H131ZM135 150V149H134ZM194 151H196L195 150V148L193 149ZM44 151V150H43ZM50 151V150H49ZM49 151H47V152H49ZM51 151H52V149H51ZM50 151V152H51ZM118 151V152H119ZM150 151V150H149ZM187 151V150H186ZM200 151V150H199ZM230 151V150H229ZM236 151V150H235ZM53 152V151H52ZM51 152V153H52ZM107 152V151H106ZM117 152V153H118ZM120 152H122V151H120ZM133 152V151H132ZM135 152V151H134ZM188 152V151H187ZM187 152H185V153H183V154H185V158H186V156H188V154H187ZM75 153V149H74V151L72 152V154H71V156L70 157H72L73 158V154ZM126 153V151L124 150L123 151V156L124 157H122L123 159L126 157L124 154ZM128 153V152H127ZM126 153V154H127ZM151 153V152H150ZM160 153V152H159ZM190 153H192V152H190ZM202 153H203V151H202ZM252 153V152H251ZM259 153V152H258ZM53 154V153H52ZM115 154V153H114ZM113 154V155H114ZM199 154V153H198ZM209 154V153H208ZM104 155H105V152H101V147L99 148L96 144L94 145H85V144H82L81 145V147L79 148V161L82 163V167L84 168V169H98V164L100 163V160L102 161V159H103V157H104ZM111 155H112V153H111ZM197 155V154H196ZM203 155V154H202ZM218 155V154H217ZM34 156V155H33ZM39 156V155H38ZM60 156V155H59ZM65 156H68V155H65ZM107 156V155H106ZM116 156H117V154H116ZM118 156H119V153H118ZM117 156V157H118ZM120 156H122V154H120ZM133 156V155H132ZM150 156V155H149ZM160 156V155H159ZM250 156H251V154H250ZM253 156V155H252ZM69 156H68V158H70ZM108 157V156H107ZM202 157H204V156H202ZM25 158V157H24ZM38 158V157H37ZM70 158L71 159V162H70V164L68 165V167H66V168H68V169H70L72 166H73V164H74V166H75V163L73 162L74 160L73 159H75V158ZM148 158V157H147ZM150 158H152V156L150 157ZM149 158V159H150ZM157 158H159V157H156V159ZM191 158V157H190ZM199 158V157H198ZM250 158V157H249ZM27 159V158H26ZM51 159V158H50ZM54 159H56V157L55 158H53V160ZM110 159H112L111 157H110ZM117 159V158H116ZM123 159H120L119 157H118V159L117 160H120V161H122ZM133 159H134V157H133ZM153 159V158H152ZM187 159V158H186ZM196 159V158H195ZM194 159V160H195ZM35 160V159H34ZM38 160H39V158H38ZM52 160V159H51ZM52 160V161H53ZM60 160L61 161H63V158H60ZM59 160V161H60ZM73 160V161H72ZM114 161H115V159H113ZM112 160V161H113ZM249 160V159H248ZM36 161V160H35ZM35 161H34V163H35ZM51 161V162H52ZM56 161L57 160H55V163H56ZM78 161V160H77ZM120 161H117V162H114L115 164H121V163H119ZM158 161V160H157ZM201 161H203V162H206V161H204V159L202 158L201 159ZM246 161V160H245ZM31 162V161H30ZM48 162V161H47ZM50 162V163H51ZM122 162H124V161H122ZM128 162V161H127ZM138 163V165H135L134 163H133V165H135L136 166V169H137V167L138 168H140V166L142 165L143 166V162H144V160H143V156L140 154L139 155V157H138V161H137ZM152 162V161H151ZM154 162V161H153ZM195 162H196V160H195ZM227 162V161H226ZM232 162V161H231ZM235 162H237L236 160H235ZM234 162V163H235ZM46 163V162H45ZM44 163V164H45ZM54 163V165L53 166H55L56 164ZM145 163H147V162H145ZM155 163V162H154ZM198 163V162H197ZM196 163V164H197ZM233 163V162H232ZM233 163V164H234ZM23 164V163H22ZM44 164H40L39 163V165L41 166V167H39V169H46V171L48 170V172H49V166H46V164L44 165ZM58 164H60V163H58ZM124 164V163H123ZM157 164V163H156ZM195 164V166L197 167V169L199 168V166H198V164L200 165V163H198L197 165ZM229 166H230V164L229 163H227ZM49 165H52V164H49ZM78 165V164H77ZM90 165V166H89ZM125 165V164H124ZM192 165H194V164H192ZM203 165H204V163H203ZM220 165V164H219ZM254 165V164H253ZM37 166V165H36ZM44 168H43V167ZM58 166V165H57ZM60 166V165H59ZM73 166V167H74ZM121 166V165H120ZM123 166V165H122ZM178 166H187V167H189V168H192V170H193V175H188V176H191L190 178H192V177H194V180L193 181H191V183L189 184V183H187L185 180H183L180 176H179V172H180V169H179V167ZM205 166V165H204ZM212 166H213V164H212ZM257 166H258V164H257ZM154 167H156V165L154 166ZM214 167V166H213ZM219 167V166H218ZM61 168V167H60ZM116 168H118V167H116ZM230 168V167H229ZM52 169V168H51ZM63 169V170H62ZM67 169V170H68ZM77 169V168H76ZM124 169V168H123ZM134 169V168H133ZM145 169V168H144ZM165 169V168H164ZM196 169V170H197ZM61 170H62V172L65 170V168H61ZM121 170V168L119 167L118 168V170L117 171H120ZM130 170V169H129ZM217 170H218V168H217ZM34 171V170H33ZM41 171V170H40ZM182 171V170H181ZM256 171V170H255ZM258 171V170H257ZM256 171V172H257ZM45 172V171H44ZM57 172H59V171H57ZM61 172V173H62ZM130 172H133V171H130ZM196 172V171H195ZM199 172V171H198ZM202 172H204V171H202ZM247 172V171H246ZM255 172V173H256ZM42 173H43V171H42ZM46 173V172H45ZM45 173H44V175H45ZM161 173V172H160ZM186 173V172H185ZM233 173H235V172H233ZM55 174V173H54ZM58 174H60V173H58ZM119 174V173H118ZM188 174V173H187ZM217 174V173H216ZM222 174V173H221ZM254 174V173H253ZM46 175H47V173H46ZM61 175V174H60ZM128 175V174H127ZM250 175V174H249ZM256 175V174H255ZM263 175V174H262ZM50 176H51V174H50ZM56 175H54V177H55ZM67 176V175H66ZM130 176V175H129ZM209 176V175H208ZM232 176V175H231ZM251 176V175H250ZM49 177V176H48ZM65 177V176H64ZM126 177V176H125ZM227 177V176H226ZM238 177V176H237ZM253 177V176H252ZM47 178V177H46ZM58 177H56L55 179H57ZM61 178V177H60ZM254 178V177H253ZM253 178H252V180H253ZM59 179V178H58ZM116 179V178H115ZM125 179V178H124ZM215 179V178H214ZM213 179V180H214ZM235 179V178H234ZM251 179V178H250ZM52 180V179H51ZM50 180V181H51ZM117 180H119V179H117ZM121 180V179H120ZM181 180H183L182 181V183L180 182ZM190 180V179H189ZM189 180H187V181H189ZM217 180V179H216ZM237 180V179H236ZM235 180V181H236ZM239 180H240V177H239ZM223 181V180H222ZM51 182H56V180L55 181H51ZM161 182V181H160ZM159 182V183H160ZM190 182V181H189ZM105 183V182H104ZM120 183V182H119ZM223 183H224V181H223ZM52 184V183H51ZM63 184V183H62ZM65 184V183H64ZM115 184V183H114ZM211 184V185H210ZM225 184V183H224ZM70 185H71V183H70ZM110 185V184H109ZM113 184H111V186H112ZM158 185H160L161 186V188H163V189H169V192H167L163 197L162 196H160L159 194L157 195V196H154V193L156 192V190H155V188H158ZM207 185H210V186H207ZM227 185V184H226ZM240 185H241V183H240ZM62 186V185H61ZM107 186V185H106ZM115 186H117L116 184H115ZM114 186V187H115ZM222 186V185H221ZM239 186V185H238ZM74 187V186H73ZM87 187H89L88 185H87ZM94 187V186H93ZM101 187V186H100ZM99 187V188H100ZM105 187V186H104ZM103 187V188H104ZM108 187V186H107ZM227 187V186H226ZM61 188V187H60ZM90 188V187H89ZM98 188V187H97ZM106 188V187H105ZM104 188V189H105ZM117 188H118V186H117ZM62 189V188H61ZM66 189V188H65ZM72 189V188H71ZM73 189H76L75 187L73 188ZM93 189V188H92ZM112 189V188H111ZM212 189V188H211ZM230 189V188H229ZM87 190H89L88 188H87ZM98 190V189H97ZM106 190V189H105ZM114 190V189H113ZM216 190H218L217 188H216ZM220 190V189H219ZM243 190V189H242ZM242 190L240 191V193L242 192ZM60 191V190H59ZM66 191V190H65ZM65 191H64V194H65ZM70 191H72V190H70ZM95 191V190H94ZM68 192H69V189H68ZM100 192V191H99ZM108 192H113V191H108ZM117 192H118V190H117ZM117 192H114V194L115 195H117L116 193ZM215 192V191H214ZM217 192V191H216ZM215 192V193H216ZM220 192V191H219ZM228 192V191H227ZM235 192V191H234ZM85 193V192H84ZM88 192H86V194H87ZM120 193V192H119ZM229 193V192H228ZM243 193V192H242ZM244 193V194H245ZM61 194H62V192H61ZM78 194V193H77ZM100 193H97V195H99ZM107 194H109V193H107ZM74 195H76V194H74ZM93 195H95L94 197H96V194H94L93 193ZM104 194H102V196H103ZM111 195V194H110ZM110 195H108L109 197H110ZM220 194L218 193V196H219ZM234 195V194H233ZM77 196V195H76ZM112 196V195H111ZM119 196H121V194H119ZM99 197V196H98ZM220 197V196H219ZM115 198V197H114ZM119 198V197H118ZM124 198V197H123ZM227 198V197H226ZM89 199H90V197H89ZM94 199V198H93ZM109 199V198H108ZM110 199H112V198H110ZM109 199V200H110ZM125 199V198H124ZM223 199V198H222ZM92 200V199H91ZM96 200H97V203H98V200H100V199H97V197H96ZM103 200V199H102ZM106 200V199H105ZM126 200V199H125ZM228 200V199H227ZM230 200V199H229ZM70 201V200H69ZM121 201V200H120ZM119 201V202H120ZM82 202V201H81ZM105 202V201H104ZM103 202V203H104ZM108 202V201H107ZM119 202H117L118 203V205H120V203ZM219 202V201H218ZM83 203V202H82ZM94 203V202H93ZM106 203V202H105ZM110 203V202H109ZM224 203V202H223ZM84 204V203H83ZM100 204H102V203H100ZM111 204L113 205V207L115 208L116 207V203H114V201H112L111 202ZM238 204V203H237ZM78 205H82L81 203L80 204H78ZM86 205V204H85ZM87 205H91V204H87ZM94 205H96V204H94ZM93 205V206H94ZM84 206V205H83ZM104 206V205H103ZM111 206V205H110ZM246 206V207H245ZM87 207V206H86ZM106 207V206H105ZM112 207V206H111ZM118 207V206H117ZM116 207V208H117ZM233 207V206H232ZM88 208H90V207H88ZM227 208V207H226ZM225 208V209H226ZM238 207H236V209H237ZM94 209H96V208H93V210ZM106 209V208H105ZM113 209V208H112ZM228 209V208H227ZM232 209V208H231ZM239 209V208H238ZM83 210V209H82ZM92 210V211H93ZM97 210V209H96ZM110 210V209H109ZM84 211H86L85 209H84ZM100 211V210H99ZM108 211V210H107ZM229 211V210H228ZM90 213H91V211H89ZM97 212V211H96ZM112 212V211H111ZM110 212V213H111ZM115 212V211H114ZM107 213V212H106ZM109 213V212H108ZM113 213V212H112ZM116 213V212H115ZM92 214H94V213H91V215ZM114 214V213H113ZM237 214V213H236ZM245 214H244V216H245ZM101 215V214H100ZM238 215V214H237ZM242 215L240 216V217H242ZM88 216H90V215H88ZM93 216V215H92ZM91 216V217H92ZM95 216V215H94ZM99 216V215H98ZM104 216V215H103ZM111 216V215H110ZM139 216V215H138ZM227 216V215H226ZM102 217V216H101ZM101 217H99V218H101ZM106 218L108 217V215H106L105 216ZM231 217H233V215L231 216ZM239 217V218H240ZM99 218H96V219H99ZM104 218V217H103ZM105 218V219H106ZM145 218V217H144ZM96 219H94V220H96ZM102 219V218H101ZM104 219V220H105ZM232 219V218H231ZM100 220V219H99ZM143 220V219H142ZM236 220H238V221H236ZM92 221V220H91ZM102 221V220H101ZM105 221H107V220H105ZM141 222V221H140ZM165 222V223H164ZM102 223V222H101ZM157 223V222H156ZM222 223V224H223ZM129 224V223H128ZM146 225V227L147 226H150L149 225V222H148V220H147V222L145 223ZM130 225V224H129ZM106 227V226H105ZM152 227H153V225H152ZM171 227H175L176 229H178L179 230V232H178V235L176 234V235H174V236H172V231H171ZM117 229V228H116ZM144 230H145V228H143ZM134 230H136L135 228H134ZM144 230H142V232H144ZM147 230H149V229H147ZM177 230V231H178ZM146 231V230H145ZM157 231V230H156ZM244 231V232H243ZM119 232V231H118ZM141 232V233H142ZM149 232H152V231H149ZM227 232V231H226ZM120 233V232H119ZM118 233V234H119ZM136 233H137V231H136ZM135 232H134V234L133 235H135L136 234ZM158 233V232H157ZM222 233V234H223ZM252 233H254V232H252ZM226 234V233H225ZM155 235H158V234H155ZM251 235V234H250ZM121 236H123V235H121ZM129 236V235H128ZM148 236H150V235H148ZM254 236V235H253ZM136 237H137V235H136ZM158 237V236H157ZM146 238V237H145ZM145 238H144V240H145ZM149 238V237H148ZM123 239V238H122ZM135 239V238H134ZM248 239V238H247ZM143 240V241H144ZM242 240V239H241ZM145 241H147V240H145ZM254 241V242H255ZM119 242H120V240H119ZM125 242V241H124ZM132 242V241H131ZM241 242V241H240ZM244 243V242H243ZM250 242H248V244H249ZM251 243H253V242H251ZM126 242H125V247H126ZM150 244L152 245V242H150ZM150 244H148V246L150 245ZM127 245H129V244H127ZM130 245H131V243H130ZM133 245H134V240H133ZM157 245V244H156ZM244 245V244H243ZM250 245V244H249ZM224 246V247H223ZM234 247H236V248H238L237 247V245L235 246V245H233ZM245 246V245H244ZM133 247V246H132ZM144 247V246H143ZM155 247V246H154ZM222 247H223V249H222ZM242 247V246H241ZM246 248V247H245ZM135 251V250H134ZM235 251V250H234ZM130 253V252H129ZM230 253V252H229ZM235 253V252H234ZM133 254H134V252H133ZM231 254V253H230ZM137 255H139V254H137ZM137 255H136V257H137ZM235 255V254H234ZM135 256V255H134ZM236 256V255H235ZM185 258V257H184ZM238 258H240V257H238ZM137 259V258H136ZM151 259V260H152ZM230 260V261H228V260ZM134 260V259H133ZM142 260V259H141ZM243 260V259H242ZM135 261V260H134ZM138 261V260H137ZM177 262V261H176ZM139 263V262H138ZM174 264H175V262H173Z\"/></svg>", "mask_w": 264, "mask_h": 264}, {"label": "clouds", "instance_id": "clouds-1", "mask_svg": "<svg viewBox=\"0 0 264 264\" xmlns=\"http://www.w3.org/2000/svg\"><path fill=\"white\" fill-rule=\"evenodd\" d=\"M16 167V149L5 155L0 144V161ZM9 218L0 223L7 233L8 247L15 264H79L81 259L108 254L105 244L85 230L86 217L72 206L37 166L27 180L0 189Z\"/></svg>", "mask_w": 264, "mask_h": 264}]
</instances>
